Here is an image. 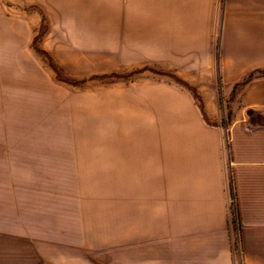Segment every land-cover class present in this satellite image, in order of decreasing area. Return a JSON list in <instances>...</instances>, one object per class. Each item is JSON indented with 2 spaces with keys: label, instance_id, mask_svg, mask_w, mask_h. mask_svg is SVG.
<instances>
[{
  "label": "crops",
  "instance_id": "obj_1",
  "mask_svg": "<svg viewBox=\"0 0 264 264\" xmlns=\"http://www.w3.org/2000/svg\"><path fill=\"white\" fill-rule=\"evenodd\" d=\"M198 1L162 9L161 162L115 163L128 206L0 178V264H264V0Z\"/></svg>",
  "mask_w": 264,
  "mask_h": 264
},
{
  "label": "rangeland",
  "instance_id": "obj_2",
  "mask_svg": "<svg viewBox=\"0 0 264 264\" xmlns=\"http://www.w3.org/2000/svg\"><path fill=\"white\" fill-rule=\"evenodd\" d=\"M198 2L0 0V178L57 181L84 211L128 206L115 163L161 162L163 92L139 84L161 76L162 9Z\"/></svg>",
  "mask_w": 264,
  "mask_h": 264
}]
</instances>
